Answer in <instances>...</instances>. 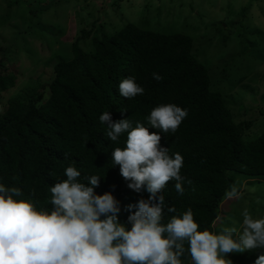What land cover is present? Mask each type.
Returning a JSON list of instances; mask_svg holds the SVG:
<instances>
[{"label": "trees", "instance_id": "16d2710c", "mask_svg": "<svg viewBox=\"0 0 264 264\" xmlns=\"http://www.w3.org/2000/svg\"><path fill=\"white\" fill-rule=\"evenodd\" d=\"M73 1L77 0H48L44 4L11 0L10 4H25L31 13V25L50 8L70 6ZM248 9L244 6L241 16L245 17ZM77 14L84 17L82 10ZM96 22L89 29L78 25L79 33L70 45L72 58L67 59L65 51L57 53L52 77L42 84L36 97L3 96L16 84L12 71L16 62L5 65L6 58L0 60V183L21 188L23 196L18 199L31 200L37 210L51 211L50 187L67 178V167L75 166L81 171L78 180L83 183L87 184L91 175L102 176L96 193L112 192L120 202V221L127 223V205L147 199L149 193L128 188L119 166L111 163L113 150L125 147L127 133L112 142L106 136L107 125L101 124L99 117L110 112L113 121L129 118L133 127L137 122L148 126L146 117L152 109L176 104L187 109L188 116L175 133L159 134L169 155L180 153L184 158L181 175L185 191L181 195L175 188L176 181L168 182L162 194L167 207H175L176 212L165 208L162 223L191 209L199 230L215 231L225 193L233 186L238 193L241 190L236 177L264 179V130L250 139L256 127L254 116L264 114V108L255 104L251 86L243 85L248 90L242 97L250 96L244 105L235 102L240 98L237 93L225 97L223 90L212 84L211 66L201 61V52L205 54L202 42L210 49L221 25L209 37L201 35L208 39L197 43L192 34L152 30L147 22L146 27L127 22L111 31ZM213 28L209 24L206 30ZM41 29L32 26L30 33ZM51 32L59 35L56 30ZM228 39L220 35L216 42L226 46ZM216 47L212 50L215 57L225 52L226 47ZM231 63V59L226 61L225 70ZM153 73L162 79L155 80ZM127 77H135L145 90L142 95L132 99L120 95L118 85ZM123 108L127 111L122 112ZM230 171L239 175L229 176ZM187 247L185 243L183 264H191ZM261 254L264 249L245 251L232 264H255Z\"/></svg>", "mask_w": 264, "mask_h": 264}, {"label": "clouds", "instance_id": "9594fccd", "mask_svg": "<svg viewBox=\"0 0 264 264\" xmlns=\"http://www.w3.org/2000/svg\"><path fill=\"white\" fill-rule=\"evenodd\" d=\"M153 78L162 79L158 73ZM118 89L127 99L145 91L135 77L124 78ZM187 116V109L176 104L152 109L148 126L137 122L133 127L129 118L113 121L110 112L100 115L112 142L127 133L125 147L113 150L111 163L119 166L128 188L149 193L147 199L127 205V223L120 221V202L112 192L96 193L102 176L91 175L83 183L75 166L67 167V178L50 187L51 211L37 210L31 200L18 199L21 188L0 183V264H183L185 243L191 264H232L228 253L264 249V218L254 219L247 210L240 230L201 231L191 209L162 223L165 208L176 212L167 207L163 189L174 180L182 195L185 178L183 156L169 155L159 133H175ZM238 196L235 186L225 193V199ZM255 264H264V254Z\"/></svg>", "mask_w": 264, "mask_h": 264}, {"label": "rangeland", "instance_id": "374dc122", "mask_svg": "<svg viewBox=\"0 0 264 264\" xmlns=\"http://www.w3.org/2000/svg\"><path fill=\"white\" fill-rule=\"evenodd\" d=\"M46 1L35 0V3ZM10 3L11 0H0V60L6 58L5 65L16 62L12 68L16 84L3 96L21 99L38 96L42 84L52 77L53 65L59 59L57 53L65 51L67 59L72 58L70 45L79 33L80 23L89 29L97 21L96 25L104 24L111 31L120 29L127 22L142 27H146L147 22L152 30L192 34L197 43L208 39L201 35L209 37L221 25V32L211 41L210 49L205 47V42H202L204 45L201 43L205 49V54L201 52V61L211 66L214 88H221L225 97L237 93L240 98L235 102L243 104L250 100L247 94L242 97L248 90L243 85L251 86L250 92L257 99L255 104L264 108V0H77L70 6L50 8L31 25L28 7L23 3ZM244 6L249 8L245 17L239 13ZM78 10L83 11V18L78 17ZM209 24L214 28L207 29L208 32ZM32 26L42 29L30 33ZM46 29H50V33ZM53 30L59 35L51 34ZM220 35L229 36V44L225 46L222 41L218 44L216 38ZM215 47L226 49L215 57L212 51ZM226 55L229 56L226 58ZM229 59L232 63L225 70ZM232 90L235 93H231ZM234 107L236 110L237 105ZM255 115L256 127L250 139H255L264 130V114ZM230 175L239 174L230 171ZM236 178V186L241 187L239 196L225 199L214 232L218 233L223 227L240 230L245 210L254 219L264 218V179L250 180L244 175ZM241 254L228 253L226 258L232 262Z\"/></svg>", "mask_w": 264, "mask_h": 264}]
</instances>
